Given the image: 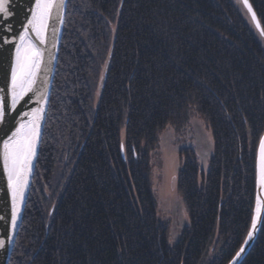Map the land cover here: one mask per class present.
Wrapping results in <instances>:
<instances>
[{"label":"trees","instance_id":"1","mask_svg":"<svg viewBox=\"0 0 264 264\" xmlns=\"http://www.w3.org/2000/svg\"><path fill=\"white\" fill-rule=\"evenodd\" d=\"M248 1L264 27V0ZM190 106L214 148L200 182L194 151L180 150L189 226L171 246L150 152ZM263 131L264 36L239 0H68L8 264H227L250 226ZM241 264H264V216Z\"/></svg>","mask_w":264,"mask_h":264},{"label":"snow or ice","instance_id":"2","mask_svg":"<svg viewBox=\"0 0 264 264\" xmlns=\"http://www.w3.org/2000/svg\"><path fill=\"white\" fill-rule=\"evenodd\" d=\"M13 0H0V20L9 21L15 15L12 10ZM244 6L251 14L255 26L264 36V27L257 19L248 0H242ZM65 0H34L30 6V18L23 25V30L15 39L10 35H0V64L3 63L2 53L9 44L14 45V58L11 63L10 78L0 85V143H2L3 169L7 176V193L11 198L10 206V228L15 230L24 203L25 189L28 186V177L32 170V160L36 155L37 144L41 135L40 121L42 119V108H34L30 112L21 115L17 108L29 95L38 96L37 103L43 98L39 89L34 90L38 75L43 62V53L31 38L35 35L39 44L46 43V30L53 9L59 10L64 6ZM4 33H12L11 24L0 26ZM15 113V115H13ZM27 118V119H25ZM260 164L259 178L264 185V137L259 141ZM261 201L257 198L256 216L253 217L251 230L248 232V240L252 239L257 228V218L261 212ZM6 217L0 215V221ZM247 240L245 244H247ZM5 247V241L0 239V248ZM244 248L240 249L243 252ZM237 253V256L240 255Z\"/></svg>","mask_w":264,"mask_h":264},{"label":"water","instance_id":"3","mask_svg":"<svg viewBox=\"0 0 264 264\" xmlns=\"http://www.w3.org/2000/svg\"><path fill=\"white\" fill-rule=\"evenodd\" d=\"M68 0H65L64 6L59 10L53 9L51 17L48 21V26L46 30V43L39 44V41L36 40L35 35L31 34V38L40 48L43 53V62L41 64V70L38 75L37 83L34 86L35 89H39L40 92L43 93V98L40 100L39 103L36 102L38 96L29 94L32 98L29 100L28 97L25 98L28 102L25 103L24 101L21 102V105L18 106L17 111L22 115L23 112H30L34 108H42V119L40 121V131L41 135L37 144L36 148V155L32 160V170L31 174L28 177V186L25 189L24 195V203L21 206L20 214L17 220V227L15 230H11L10 228V206H11V198L10 195L7 193V176L3 169L2 163V156H0V215H4L6 217L5 221H0V239L5 241V247L0 248V264H8L17 234L21 225L23 213L25 210L29 190L31 187V183L33 180L36 161L40 149V144L42 140L43 129L45 125L46 114L48 110V105L50 101V95L52 90V85L54 81L55 71L57 67V60L58 54L60 50V44L62 39V32H63V25L65 20V13L67 7ZM242 2V0H241ZM34 3V0H13L12 2V10L14 11L15 15H13L9 21H2L0 20V26L11 24L12 26V33H4L3 28L0 27V35H10L12 39H15L17 35L22 32L23 25L26 23L27 19L30 18L29 8ZM249 3V1H248ZM243 4V2H242ZM250 4V3H249ZM244 6V4H243ZM245 7V6H244ZM247 10V8L245 7ZM253 10V9H252ZM248 12V10H247ZM254 12V11H253ZM249 13V12H248ZM250 17L251 14L249 13ZM254 23V22H253ZM255 25V23H254ZM3 55V63L0 64V85H3L6 79L10 78V70H11V63L14 58V45L9 44L6 46V50L2 53ZM15 115V113L13 114ZM27 119V118H25ZM264 137V131L261 134L260 139ZM259 141L256 148V156H255V193H254V204H253V211L250 226L248 232L251 230V224L253 217L256 214V202L257 198L261 201V212L259 217L257 218V228L253 233L252 239L248 240V232L236 251L233 257L227 264H241L245 258L248 256L249 252L251 251L252 247L254 246L257 237L259 235L262 220L264 216V185L260 183L259 178V164H260V151H259ZM3 147L2 143H0V153H2ZM248 241L245 244V241ZM244 248L243 252H240L241 248ZM240 252V255L237 256V253Z\"/></svg>","mask_w":264,"mask_h":264},{"label":"rangeland","instance_id":"4","mask_svg":"<svg viewBox=\"0 0 264 264\" xmlns=\"http://www.w3.org/2000/svg\"><path fill=\"white\" fill-rule=\"evenodd\" d=\"M243 9L247 11L244 6ZM184 148H191L196 155L200 182L202 175L205 177L208 173L214 147L209 126L193 106L189 107L182 126L177 128L168 124L158 133L157 143L150 152V184L156 202V216L168 223L167 242L171 246L178 242L183 230L189 226L182 198L176 190V175L181 167L179 154Z\"/></svg>","mask_w":264,"mask_h":264}]
</instances>
